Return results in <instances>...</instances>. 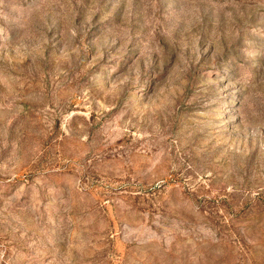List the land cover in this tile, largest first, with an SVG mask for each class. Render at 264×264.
<instances>
[{
  "label": "rangeland",
  "instance_id": "rangeland-1",
  "mask_svg": "<svg viewBox=\"0 0 264 264\" xmlns=\"http://www.w3.org/2000/svg\"><path fill=\"white\" fill-rule=\"evenodd\" d=\"M0 264H264V0H0Z\"/></svg>",
  "mask_w": 264,
  "mask_h": 264
}]
</instances>
